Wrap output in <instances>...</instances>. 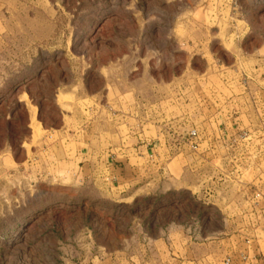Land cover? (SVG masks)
<instances>
[{
    "label": "rangeland",
    "instance_id": "obj_1",
    "mask_svg": "<svg viewBox=\"0 0 264 264\" xmlns=\"http://www.w3.org/2000/svg\"><path fill=\"white\" fill-rule=\"evenodd\" d=\"M0 264H264V0H0Z\"/></svg>",
    "mask_w": 264,
    "mask_h": 264
}]
</instances>
